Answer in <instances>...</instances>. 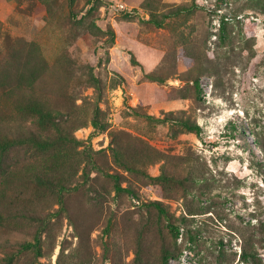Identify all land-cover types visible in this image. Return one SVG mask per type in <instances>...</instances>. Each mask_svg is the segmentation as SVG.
Masks as SVG:
<instances>
[{"label": "rangeland", "instance_id": "rangeland-1", "mask_svg": "<svg viewBox=\"0 0 264 264\" xmlns=\"http://www.w3.org/2000/svg\"><path fill=\"white\" fill-rule=\"evenodd\" d=\"M249 252L264 0H0V264Z\"/></svg>", "mask_w": 264, "mask_h": 264}, {"label": "trees", "instance_id": "trees-1", "mask_svg": "<svg viewBox=\"0 0 264 264\" xmlns=\"http://www.w3.org/2000/svg\"><path fill=\"white\" fill-rule=\"evenodd\" d=\"M174 230L177 231L176 229ZM170 255H171L170 253L167 255L165 264H168V259H169L168 257ZM244 260L248 261L251 264H264L263 259L259 258L257 254H255V252H249L248 255L244 256Z\"/></svg>", "mask_w": 264, "mask_h": 264}]
</instances>
